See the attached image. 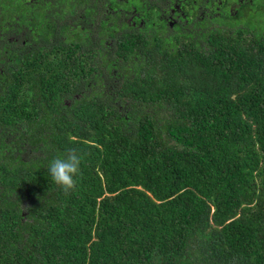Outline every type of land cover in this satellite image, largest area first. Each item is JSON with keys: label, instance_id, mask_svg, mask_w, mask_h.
<instances>
[{"label": "trees", "instance_id": "16d2710c", "mask_svg": "<svg viewBox=\"0 0 264 264\" xmlns=\"http://www.w3.org/2000/svg\"><path fill=\"white\" fill-rule=\"evenodd\" d=\"M120 1L0 0V264H264V29Z\"/></svg>", "mask_w": 264, "mask_h": 264}, {"label": "flooded vegetation", "instance_id": "af4514ba", "mask_svg": "<svg viewBox=\"0 0 264 264\" xmlns=\"http://www.w3.org/2000/svg\"><path fill=\"white\" fill-rule=\"evenodd\" d=\"M129 1L120 2L127 6ZM141 1L153 7L165 35L174 38L195 36L208 28H258L264 24V0H137L134 4ZM125 14L132 25H143L144 11L127 9Z\"/></svg>", "mask_w": 264, "mask_h": 264}, {"label": "clouds", "instance_id": "9594fccd", "mask_svg": "<svg viewBox=\"0 0 264 264\" xmlns=\"http://www.w3.org/2000/svg\"><path fill=\"white\" fill-rule=\"evenodd\" d=\"M81 162L82 157L74 148L54 156L48 162V174L52 182L65 193L76 190L78 178L81 176Z\"/></svg>", "mask_w": 264, "mask_h": 264}, {"label": "rangeland", "instance_id": "374dc122", "mask_svg": "<svg viewBox=\"0 0 264 264\" xmlns=\"http://www.w3.org/2000/svg\"><path fill=\"white\" fill-rule=\"evenodd\" d=\"M253 24H254V22H253ZM258 26H260V28L264 29V24H260Z\"/></svg>", "mask_w": 264, "mask_h": 264}]
</instances>
